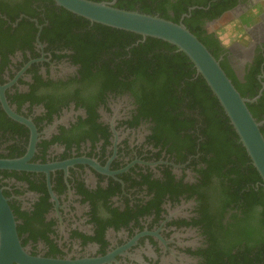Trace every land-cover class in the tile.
<instances>
[{"label":"flooded vegetation","instance_id":"1","mask_svg":"<svg viewBox=\"0 0 264 264\" xmlns=\"http://www.w3.org/2000/svg\"><path fill=\"white\" fill-rule=\"evenodd\" d=\"M180 1L163 2L170 19ZM184 1L177 23L243 98L256 99L248 109L264 121V0ZM224 16L223 29H209ZM86 21L52 0H0V160L32 166L0 169L20 245L72 264H206L216 242L229 249L226 232L242 215L236 199L225 205L226 169L208 167L201 117L175 115L187 126L176 135L159 129L139 104L142 89L154 88L132 74L128 55L147 38L129 43L127 55L96 59L84 53L104 33Z\"/></svg>","mask_w":264,"mask_h":264},{"label":"trees","instance_id":"2","mask_svg":"<svg viewBox=\"0 0 264 264\" xmlns=\"http://www.w3.org/2000/svg\"><path fill=\"white\" fill-rule=\"evenodd\" d=\"M89 1L110 3L112 0ZM164 1L166 0H116L114 6L126 11L151 16L158 15L160 18L177 23L178 9L176 8L184 0L174 6L176 18L173 19L167 15L163 5ZM181 6L179 5L178 8L180 9ZM59 10L64 14H70L61 8ZM93 25L96 30L101 31L104 35L97 41L98 47H91L96 45L90 41L86 47L90 52L86 51L84 55L94 54L96 59L97 56H100L99 54L115 57L127 55L128 53L124 52L125 47L129 43L134 45L136 41L141 39L140 36L132 33L98 24ZM122 36L126 37L124 44H120L119 38H123ZM146 53L151 55L149 61V57L145 56ZM130 54L134 57L132 74L141 75L154 88L142 89L139 104L145 109L141 108L148 113L159 129L168 133L173 131L174 135H176L177 130L187 129V126L179 124L178 121L172 122L175 115L178 116L185 112L192 115L198 111V115L201 117L200 122L196 119V124H200L198 134L206 139V142L201 143V149L206 153H212L214 156V161L209 162L208 167L218 169L220 166L226 169L224 172L226 182L224 193L231 199H228L225 205L227 206V203L236 199L237 209L242 218L238 220L237 225H233L226 232L231 240L230 243L227 242L229 249L225 247L227 251H223L217 242L213 245L211 242V251L205 254L206 264H225V260L228 261V264H264V235L258 234L254 239H249L245 235L250 209L254 205L264 202L262 181L250 164L245 150L237 142L238 137L218 101L200 76H196L194 79L196 73L193 65L182 53L177 52L175 47L159 40L147 38L145 45L139 44L138 47L132 48L128 55ZM156 67L158 69L153 75H150V72ZM160 76L161 83L156 87L157 78ZM247 107L251 110L254 109L250 105ZM253 113L254 118L259 117V114ZM258 120L261 119L258 118ZM261 132L264 135V127L261 128ZM202 175L204 176V174ZM256 182L259 183L258 187H255ZM233 186L237 188L235 193H238V189L241 190L238 197L231 190ZM219 191L220 200L218 201L222 203L224 201L223 191L220 188ZM222 232L223 230L218 227V232L215 233L214 238L217 240Z\"/></svg>","mask_w":264,"mask_h":264},{"label":"water","instance_id":"3","mask_svg":"<svg viewBox=\"0 0 264 264\" xmlns=\"http://www.w3.org/2000/svg\"><path fill=\"white\" fill-rule=\"evenodd\" d=\"M52 1L55 6L90 23L132 33L142 38L159 40L182 53L191 62L196 75L204 80L224 111L250 164L258 173L264 190V135L261 132L264 121L257 122L247 107L249 102L256 99L248 101L238 93L219 61L183 24L158 16L115 8L116 0L110 3L89 0ZM31 167L27 165V159L0 160L1 170L32 169ZM0 264H72L68 261L34 257L21 247L17 237L16 221L1 190Z\"/></svg>","mask_w":264,"mask_h":264},{"label":"clouds","instance_id":"4","mask_svg":"<svg viewBox=\"0 0 264 264\" xmlns=\"http://www.w3.org/2000/svg\"><path fill=\"white\" fill-rule=\"evenodd\" d=\"M258 234L264 235V202L250 209L248 226L245 230V235L249 239H254Z\"/></svg>","mask_w":264,"mask_h":264},{"label":"rangeland","instance_id":"5","mask_svg":"<svg viewBox=\"0 0 264 264\" xmlns=\"http://www.w3.org/2000/svg\"><path fill=\"white\" fill-rule=\"evenodd\" d=\"M226 22H227V17L224 16V17H222L220 20H218L215 24H213V25H209L208 27H209L210 30L223 29V27H224V25L226 24ZM232 40H236V41L239 40V42H242V41H243V38L241 37V38L239 39V38H237V37L235 36V37H233Z\"/></svg>","mask_w":264,"mask_h":264}]
</instances>
